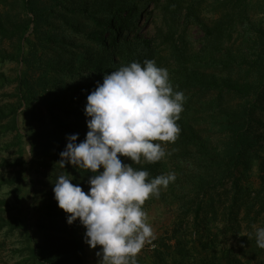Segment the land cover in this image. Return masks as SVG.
<instances>
[{"label":"trees","instance_id":"1","mask_svg":"<svg viewBox=\"0 0 264 264\" xmlns=\"http://www.w3.org/2000/svg\"><path fill=\"white\" fill-rule=\"evenodd\" d=\"M145 59L186 100L165 158L133 164L176 175L143 206L169 222L138 264H264V0H0V235L24 264H84L86 229L53 187L70 174L87 193L92 174L57 162L86 138L97 82Z\"/></svg>","mask_w":264,"mask_h":264},{"label":"clouds","instance_id":"2","mask_svg":"<svg viewBox=\"0 0 264 264\" xmlns=\"http://www.w3.org/2000/svg\"><path fill=\"white\" fill-rule=\"evenodd\" d=\"M185 100L183 91L174 90L168 70L152 59L105 73L87 96L86 138L77 143L78 133L67 136L57 163L91 173L89 190L74 184L70 174H60L53 192L68 214L67 223L79 220L86 229L85 243L92 249L100 246L99 264H138V254L156 238L143 206L176 175L149 179L147 170L133 164L165 158L166 144H174L181 133L177 122ZM256 243L264 249V227L256 229Z\"/></svg>","mask_w":264,"mask_h":264},{"label":"rangeland","instance_id":"3","mask_svg":"<svg viewBox=\"0 0 264 264\" xmlns=\"http://www.w3.org/2000/svg\"><path fill=\"white\" fill-rule=\"evenodd\" d=\"M152 29V28H151ZM150 29V30H151ZM152 32V30H151ZM201 33L197 28H192L191 37L193 40H196L200 37ZM4 72L8 76H14L16 71V66L14 64H7L3 67ZM10 89V88H9ZM4 90V93L9 92L10 90ZM0 93V101H4L5 94ZM29 147H26V155L29 159ZM255 180V179H254ZM148 215V221L152 225L154 229V233L156 234L165 225L169 222V215L164 207L160 204L155 203L145 209ZM18 238H4L3 235H0V264H24L23 258L19 256L15 250L20 247L18 244ZM84 264H99V261L102 257L98 256L97 253L100 251V246H97L96 249H92L88 244L85 245L84 248ZM145 250V247L141 250V252ZM140 252V253H141ZM141 264H150L148 259H144Z\"/></svg>","mask_w":264,"mask_h":264}]
</instances>
